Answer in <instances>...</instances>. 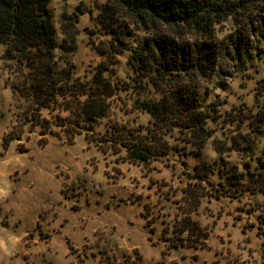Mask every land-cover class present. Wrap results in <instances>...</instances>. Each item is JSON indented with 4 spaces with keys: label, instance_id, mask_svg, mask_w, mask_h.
<instances>
[{
    "label": "rangeland",
    "instance_id": "rangeland-1",
    "mask_svg": "<svg viewBox=\"0 0 264 264\" xmlns=\"http://www.w3.org/2000/svg\"><path fill=\"white\" fill-rule=\"evenodd\" d=\"M109 1L49 0L59 44L49 59L14 64L0 46V264H264V195L245 176L264 151V25L252 35V8L236 14L252 40L238 62L227 53L230 16L202 31L115 6L131 48L153 33L220 46L213 76L173 71L158 84L165 96H196L211 135L171 128L165 155L131 161L124 130L152 121L133 100L159 94L132 80L131 50L108 52L97 15ZM99 65L115 94L101 98L105 117L87 121L81 91Z\"/></svg>",
    "mask_w": 264,
    "mask_h": 264
},
{
    "label": "trees",
    "instance_id": "trees-1",
    "mask_svg": "<svg viewBox=\"0 0 264 264\" xmlns=\"http://www.w3.org/2000/svg\"><path fill=\"white\" fill-rule=\"evenodd\" d=\"M48 4L49 0H0L2 60L28 66L35 56L51 58L52 50L59 44L55 39ZM116 5L143 21L147 18L165 26L191 25L202 31L209 30L214 22H218L219 16H230L235 28L229 35L227 53L239 62L241 56L250 54L252 40L246 36L244 28H237L236 14L243 8H252L249 32L253 35L259 28L258 24L264 25V0H110L99 9L97 21L103 28V34L108 36V52L119 54L131 50L128 65L133 74L132 80L150 86L159 94L157 98L133 100L135 107L148 113L152 121L147 126L137 125L124 130L123 146L128 159L146 162L151 157L165 155L167 144L161 133L171 128H197L204 130L205 136L211 135L210 129H204V122L211 115L198 109L201 104L196 96L186 94L181 87L170 96H165L161 94L158 84L161 80H167L173 71L192 70L204 77L213 76L220 57L219 43L211 39L178 40L166 34L153 33L148 37L133 39L136 43L131 48L126 41L130 36L128 29L114 17ZM105 70L104 66L99 65L81 91L85 96L81 112L87 121L105 117L108 109L101 98L115 94V88L104 76ZM63 76L70 92L75 87L70 70H66ZM260 83L259 89L264 94V80ZM253 118L255 115L245 117L249 121ZM257 120L264 125V115ZM256 159L254 169L245 172L246 179L256 186L247 190L264 195V151Z\"/></svg>",
    "mask_w": 264,
    "mask_h": 264
},
{
    "label": "water",
    "instance_id": "water-1",
    "mask_svg": "<svg viewBox=\"0 0 264 264\" xmlns=\"http://www.w3.org/2000/svg\"><path fill=\"white\" fill-rule=\"evenodd\" d=\"M4 161V160H3ZM1 163H2V161H0V171H1ZM3 177L2 176H0V184H1V182H2V179Z\"/></svg>",
    "mask_w": 264,
    "mask_h": 264
},
{
    "label": "crops",
    "instance_id": "crops-1",
    "mask_svg": "<svg viewBox=\"0 0 264 264\" xmlns=\"http://www.w3.org/2000/svg\"><path fill=\"white\" fill-rule=\"evenodd\" d=\"M4 174H5V173H4L3 171H0V176H4ZM1 184H2V183H1ZM1 184H0V185H1Z\"/></svg>",
    "mask_w": 264,
    "mask_h": 264
}]
</instances>
